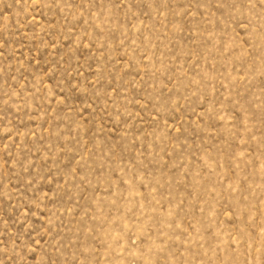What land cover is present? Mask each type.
I'll return each instance as SVG.
<instances>
[{
	"label": "rangeland",
	"instance_id": "obj_1",
	"mask_svg": "<svg viewBox=\"0 0 264 264\" xmlns=\"http://www.w3.org/2000/svg\"><path fill=\"white\" fill-rule=\"evenodd\" d=\"M0 264H264V0H0Z\"/></svg>",
	"mask_w": 264,
	"mask_h": 264
}]
</instances>
